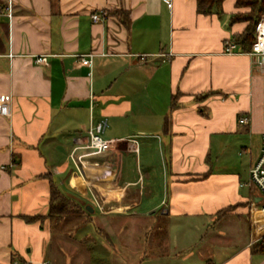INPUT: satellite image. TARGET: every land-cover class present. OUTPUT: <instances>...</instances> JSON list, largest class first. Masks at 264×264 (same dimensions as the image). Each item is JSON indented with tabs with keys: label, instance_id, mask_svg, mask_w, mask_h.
I'll return each instance as SVG.
<instances>
[{
	"label": "crops",
	"instance_id": "1",
	"mask_svg": "<svg viewBox=\"0 0 264 264\" xmlns=\"http://www.w3.org/2000/svg\"><path fill=\"white\" fill-rule=\"evenodd\" d=\"M235 2L201 14L196 0H0V264H264L249 183L262 147L248 179L225 163L241 116L264 135V63L225 51L248 24L232 23ZM103 119L125 140L74 161ZM45 174L75 213L48 216ZM148 245L160 251L130 258Z\"/></svg>",
	"mask_w": 264,
	"mask_h": 264
},
{
	"label": "built area",
	"instance_id": "2",
	"mask_svg": "<svg viewBox=\"0 0 264 264\" xmlns=\"http://www.w3.org/2000/svg\"><path fill=\"white\" fill-rule=\"evenodd\" d=\"M165 1L168 3L170 7L172 6V0H165ZM7 10L9 13V17H12L13 15L12 1L9 2L7 6ZM107 16L108 15L106 11L92 14V18L95 22L98 21L104 22L107 19ZM237 48L238 47L235 42H230L226 46L225 51L227 53H233L238 51L236 50ZM247 53L258 57L259 60L264 63V13L260 16L259 20L257 21V25L255 29V40L252 44L251 50L248 51ZM93 56H94L93 53L85 54L81 57V62L84 65L91 66ZM34 58H35L34 59L35 63L37 64L42 65L47 62V55L45 54L35 55ZM249 121L250 118L246 115L241 116L239 119V122L245 125L248 124ZM107 126L108 123L106 119L100 120L90 125L85 136L76 137L75 138L76 144L72 150L71 158L74 161L83 162L87 156L101 154L105 151L111 150L114 148L116 144L125 140L122 137H118V136L106 137L105 131ZM128 140H131L132 146H135L134 145V143L136 144L135 139L128 138ZM81 149H85L87 151L78 154V151ZM249 183L254 184L260 191V197L258 202L256 203L257 204L256 211L262 214L264 220V135H263V145L260 155L250 168ZM257 243L262 244L264 246V233H262L258 238L254 239L252 242L253 245ZM262 253L264 254V248L262 250ZM15 264H29V263H27L26 261H18Z\"/></svg>",
	"mask_w": 264,
	"mask_h": 264
},
{
	"label": "trees",
	"instance_id": "3",
	"mask_svg": "<svg viewBox=\"0 0 264 264\" xmlns=\"http://www.w3.org/2000/svg\"><path fill=\"white\" fill-rule=\"evenodd\" d=\"M224 1L225 0H196L197 11L201 14H211L213 12L220 13L222 12ZM235 6L241 10L244 9V11L235 13L232 16V23H235L237 21H246L248 24L243 30V32L239 34H234L227 44H229L230 42H235L237 44V47L241 51H250L252 48V44L255 40V29L257 21L259 20L260 16L264 13V0H236ZM43 176L49 178L51 182L52 200L48 216H62L63 214L67 213V205L73 203V201H70V199L66 198L63 194L60 193L50 174H45ZM238 206L239 205L228 206L219 211L218 214H227ZM24 218L28 222H31L43 220L45 216L34 215L24 216ZM254 248L262 252L264 246L262 244L257 243L254 244Z\"/></svg>",
	"mask_w": 264,
	"mask_h": 264
},
{
	"label": "rangeland",
	"instance_id": "4",
	"mask_svg": "<svg viewBox=\"0 0 264 264\" xmlns=\"http://www.w3.org/2000/svg\"><path fill=\"white\" fill-rule=\"evenodd\" d=\"M246 127L244 124L242 125V135L236 136L232 138L229 142L230 151L228 155V159L225 162L226 165H231L232 168L238 169L243 172V178L248 179L249 178V167L252 162V160H255V158L258 156L260 149L262 147V138L260 136H250L248 135L249 131H245ZM247 133V134H246ZM156 159L158 160L159 157L157 155ZM58 201V200H57ZM67 213H75V205L74 202L71 204H68L67 207ZM239 216V217H238ZM236 216L237 221L236 224L232 222V228L235 230V232L238 234L240 241H245L249 238V232L247 228V220L246 215L244 213H241L240 215ZM158 248H151L149 245L144 246L141 252L137 251L136 256L130 254V258H135V260L139 258L141 254H147V255H156L160 250L159 246ZM170 251V249H169ZM141 257V256H140ZM132 263V262H131ZM137 263V262H136Z\"/></svg>",
	"mask_w": 264,
	"mask_h": 264
},
{
	"label": "water",
	"instance_id": "5",
	"mask_svg": "<svg viewBox=\"0 0 264 264\" xmlns=\"http://www.w3.org/2000/svg\"><path fill=\"white\" fill-rule=\"evenodd\" d=\"M87 208L90 209V211H93V208H91V207H89V206H88Z\"/></svg>",
	"mask_w": 264,
	"mask_h": 264
}]
</instances>
